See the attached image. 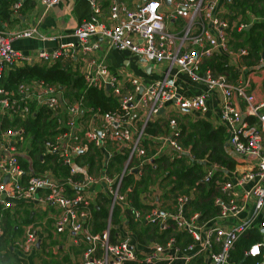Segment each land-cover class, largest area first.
Listing matches in <instances>:
<instances>
[{
  "label": "built area",
  "instance_id": "1",
  "mask_svg": "<svg viewBox=\"0 0 264 264\" xmlns=\"http://www.w3.org/2000/svg\"><path fill=\"white\" fill-rule=\"evenodd\" d=\"M25 1L13 0L10 18L20 16ZM36 1L48 8L60 0ZM86 1L90 13L78 22L73 40L51 52L41 50L31 57L12 48L15 38H48L35 27L0 30V79L11 66L58 60L73 67L87 87L102 89L116 99L118 108L102 112L91 107L85 95L64 96L62 88L42 79L21 83L14 90L0 84V210H11L24 202L37 206L54 204L59 209L52 221L54 230L73 233L74 242L86 244L77 264H123L137 260L134 234L128 228L121 232L112 230L110 216L115 205L130 209L134 219L155 224L160 231L172 228L190 238L181 251L172 237L163 244L154 242L143 256V264L158 260L171 264L176 259L192 264L198 257L205 258L208 264H232L228 260L234 241L251 227L258 228L262 236L246 254L259 258L256 264H264V99L256 100L249 79L241 81L242 72H254L261 66L246 69L241 61L247 50L232 49V25L221 9L227 0H109L106 8L99 0ZM110 49L129 52L137 58L140 73L111 66L107 60ZM214 59L223 60L240 75L239 80L233 82L227 72L209 67L208 62ZM146 66H150L149 74ZM190 83L203 88L182 92L181 88ZM213 96L215 126L224 128L225 148L240 160L233 168L206 157H195L190 146L181 141L178 117L196 120L205 116ZM239 102L244 105V112ZM41 109L45 111L46 134L41 152L32 155L34 138L26 126H3L2 122L37 118ZM161 116L166 118V130L149 132V124ZM247 117L254 120L250 122ZM89 146L102 157L98 174L77 162ZM112 147L118 152L112 151ZM44 155H56L68 174L57 175L53 171V158L44 170H39L33 162H44ZM113 155H122L123 161L118 171L111 172L108 162ZM163 156L170 161L202 164L203 178L211 180L216 191L215 214L207 218L190 212L192 191L178 194L173 205L167 200L169 203L163 208L146 201V210L132 207L128 197L132 184L124 187L126 176L134 173L138 179L146 166ZM99 193L109 199V219L102 232L93 233L91 207ZM38 235L34 225L29 224L24 239L16 244L22 252L31 254L37 248Z\"/></svg>",
  "mask_w": 264,
  "mask_h": 264
},
{
  "label": "trees",
  "instance_id": "2",
  "mask_svg": "<svg viewBox=\"0 0 264 264\" xmlns=\"http://www.w3.org/2000/svg\"><path fill=\"white\" fill-rule=\"evenodd\" d=\"M12 2L13 0H0V30L4 29V22L10 19V6ZM26 3H28V8L31 2L26 0L24 4ZM233 8L237 10L240 8L242 12L248 10V12L254 16L260 17L259 20L251 24L252 26L248 31L242 29L241 33L237 31L234 33L237 37L243 36V34L245 35L244 44L249 43L250 45L249 59L253 57L251 60H258L261 57V52L264 53V0H236L233 4ZM247 19L249 20V18ZM248 20L246 21L248 22ZM244 44L237 43L236 46H242ZM208 66L217 72H223L224 68L225 70L227 68L229 69L223 60L214 59L209 61ZM33 79H42L49 84L56 85L60 89L62 88L64 96L70 98H77L83 94L91 107L97 108L102 112L112 111L118 108L116 99L106 95L102 89L87 87L84 79L77 71L58 60L52 63L33 62L11 66L3 71L0 84L7 90H14L19 84ZM44 112V109H41L37 118H28L26 121L15 119L10 122L5 119L2 122L3 126L17 123H22L26 126L34 138V148L30 152L32 155L36 154V152H41L42 149L41 143L44 134H46L47 127L43 119L45 116ZM166 127L167 125L165 126V122L158 125L156 121L150 123L147 130L151 133H160L164 132ZM180 128L182 143L190 146V150L195 157H206L213 161L223 162L230 168L234 167V160L229 158L224 151L225 131L222 126H214L207 120L199 118L194 121L187 120L186 123L180 125ZM97 153L98 151L95 152L94 147L89 146L87 153L80 154L83 156L81 160L87 166L89 172L92 171L90 169L94 164ZM52 158L53 171L56 172L57 175L68 174V169L61 164L56 155H44L43 163H39V159H35L33 163L39 170H44L47 164H49V160ZM77 159H79V156ZM111 160L110 166L113 170L115 169L114 171H118L122 164L123 156L116 155L111 158ZM160 174H163V176L159 177ZM134 175V173H131L126 176L124 187L130 183L132 184L128 192V197L132 207L135 209L142 211L149 208V205H147L145 201H147L146 199L154 200L150 188L157 184L156 186L161 189V197H163L164 200H168L170 203L178 194L192 191L193 198L188 205L190 212H199L203 217L211 216L216 213V208L213 205V197L216 191L211 180L203 178L204 170L202 164L198 162L191 163V161L187 162L186 160L170 161L167 157L163 156L156 158L153 164L146 166L143 175L138 179H135ZM108 204V197L99 193L97 195L98 208H96V203L91 207L92 217L90 225L93 233L101 231L102 228L105 227ZM7 211L8 210H4L1 212L7 214ZM121 211L125 212L124 214L127 217V228L133 232L136 239L142 243L158 241L163 244L170 236H173L176 241H179L181 237H183L182 233L172 230V228L160 231L159 227L155 224H148L144 221L136 220L133 218L130 209L122 210L117 205H115L112 212V220L114 223L119 222ZM18 230V228L14 229V225L11 224L8 219L4 222L2 234H0V253L2 254L1 261L3 264H19L23 259L13 254L10 249L13 245L12 237H14ZM113 232H115V229H113ZM261 236V231L256 227H251L246 230L245 233L234 241L228 261L232 264H256L259 258L247 255L246 250L252 244L258 243L261 240ZM189 241L190 239L187 237L182 244L188 243ZM262 249L264 251V246ZM201 261L202 259L198 257L192 264H199Z\"/></svg>",
  "mask_w": 264,
  "mask_h": 264
},
{
  "label": "crops",
  "instance_id": "3",
  "mask_svg": "<svg viewBox=\"0 0 264 264\" xmlns=\"http://www.w3.org/2000/svg\"><path fill=\"white\" fill-rule=\"evenodd\" d=\"M31 5L27 8L28 3L23 5V8L21 10V14L17 18H10L8 21L4 22V29L5 31H13V30H22L28 27H35L37 32L42 35L45 38H39V37H23V38H15L11 42V46L14 50L18 51L22 55L35 57L38 52L41 50H46L47 52L53 51L56 47H58L61 44L70 42L73 40V32L78 24L82 19L87 18L90 13V8L86 0H60L56 5H53L51 7L46 8V6L36 0H29ZM99 2L103 5L104 8H106L109 4V0H99ZM236 2V0H227L222 3V14L223 16L228 20H237L230 21L232 22V26L230 28V44L232 49H240L244 48L247 50V54L245 56H242V63L246 66V69L251 67H257L261 66L259 70H254L249 72L248 70H245L241 74V81H245V79H249L250 81V91L255 96L256 100H262L264 99V53L261 52V57L258 60H251L249 59V43L244 44L245 35L237 37L235 36V32H240L244 29L245 31H248L251 28V24H253L255 21L259 20L260 17L254 16L248 10L245 12H242L240 8L238 10L236 8H233V4ZM229 9V10H227ZM249 18V20L247 19ZM264 18V17H263ZM248 20V22L246 21ZM243 23L246 24L244 28H240L239 24ZM259 30V29H258ZM237 43H242L244 45L242 46H236ZM107 60L109 64L113 67L121 68L126 67L130 73H135L138 75L140 73V66L141 64L138 63V59L133 57L129 52H120L115 49H110L107 53ZM250 60V61H249ZM228 67V66H227ZM230 69V70H229ZM225 70L223 69V72H227L229 74V78L236 82L239 80V74H237L235 71H232L229 67ZM189 87H183L181 88L182 92L189 93L191 91H199L203 88L201 84H188ZM214 97H212L211 102H209V111L208 113L201 117L202 119L207 120L212 125H216L214 122L216 116L214 111V104L216 101L214 100ZM239 107L241 108V111L244 112V105L239 102ZM163 117V116H161ZM182 118H187L186 116H180ZM164 118V119H163ZM159 120H157V124L161 125L163 122H165V117H163ZM247 119L251 122L254 120V118L247 117ZM187 120L194 121V118L189 117ZM187 122V121H186ZM185 122V123H186ZM226 137L224 136V140ZM112 151L113 147H112ZM224 151L228 155L229 158L234 160V166L238 161H240L235 155L229 153L224 145ZM88 151H85L83 153H87ZM95 152L97 150L95 149ZM118 151H115L117 153ZM80 153V154H83ZM85 155V154H84ZM116 155H113V157ZM110 157V158H113ZM83 156L79 155V159H77V162L80 165H85L82 160ZM39 163H43L40 160ZM112 160L108 162V169L109 171H112L113 168L110 166V163ZM223 163V162H222ZM227 163V162H226ZM102 167V157L99 155V153L96 154L94 164L91 166L94 174H98L100 172V169ZM115 170V169H114ZM157 185V184H156ZM153 185L150 188V191L152 193V196L154 197V200H147L146 202H150L151 204H154V207L158 206L160 208H163L164 205L167 206L169 202L167 200H164L163 197H161V192L159 193L158 197H156V194H158V186ZM96 208H98L97 201H96ZM92 209V208H91ZM0 210V228L2 230L4 222L8 219L11 224L14 225V229H19L13 239V245L10 247L13 254H16L18 257L23 258L22 261L19 264H77L82 259V254L85 250L86 244L85 242H74V234L70 233H58L54 230L52 226L53 218L57 217L59 214V209L54 204H48V205H42L37 206L32 203L24 202L17 204L13 209L8 210L7 214H3ZM25 213V216H24ZM125 212H120V220L118 223L113 222L112 214H111V225L112 230L115 229V231L121 232L123 229L127 228V217L124 214ZM25 217V221H19L20 217ZM210 216H207V218ZM109 219V204H108V214L105 221V227L107 226V222ZM36 224L35 229L38 232V242H37V248L33 250V252L29 256H24L23 254L20 256L18 252L24 253L20 250L19 245H17V242H20L19 240L24 237L26 231V227L29 224ZM102 228V230L105 229ZM101 231H97L95 233H100ZM182 233V232H180ZM2 234V233H1ZM133 234V232H132ZM73 237H72V236ZM183 237L179 241H176L177 245L180 248V251L183 249V247L187 244H182L185 239L188 237L187 235L183 234ZM173 238V236H170V238ZM189 238V237H188ZM190 239V238H189ZM154 242L158 241H149L146 243L140 242L138 239L136 240V237L133 238V243L137 247V260L136 261H127L123 264H143L142 259L144 254L149 251L150 245ZM43 244H47V247H49V250L47 252L45 251V247ZM47 249V248H46ZM178 253V255H181L182 252ZM2 254L0 253V264L2 263ZM202 259L201 263L199 264H208V261H206L205 258L200 257ZM38 261V262H37ZM167 260H158L155 261L153 264H167ZM182 259H176L171 262V264H183ZM195 261H193L194 263Z\"/></svg>",
  "mask_w": 264,
  "mask_h": 264
},
{
  "label": "rangeland",
  "instance_id": "4",
  "mask_svg": "<svg viewBox=\"0 0 264 264\" xmlns=\"http://www.w3.org/2000/svg\"><path fill=\"white\" fill-rule=\"evenodd\" d=\"M227 10H229V9H227ZM222 18H223V17H222ZM224 19H225V18H224ZM225 20H226V19H225ZM230 21H235V22H236L237 20L234 19V20H230ZM230 21H229V23H228L229 25L232 24V22H230ZM72 68H73V67H72ZM73 69H74V68H73ZM139 69H140V68H139ZM154 76H155V73L152 72V73H151V77H154ZM172 115L178 117V115H177L175 112H173ZM186 117L189 118V116H186ZM187 118L178 117L177 121H178L179 125L184 124V123L187 121ZM166 125H167V122L165 123V126H166ZM23 145L26 146V147L28 146V144H27L26 142H24ZM162 164H163V163H162ZM162 167H164V166H162ZM160 169H161V167H160ZM162 176H163V174H160V175H159V177H162ZM189 192H190V191H189ZM189 192H188V193H189ZM188 193H183V194H188ZM171 204L173 205V201H172V200H171ZM173 209H174V208H173ZM24 216H25V213H24ZM24 216H23V217H20V218H19V221H25L26 218H25ZM33 225H34V227H35L36 224L33 223ZM24 232H25V231H24ZM24 236H25V235H24ZM23 239H24V237L21 238L19 241H22ZM43 246L45 247V248H44V249H45L44 252H47V250H49V247H47V244H43ZM46 248H47V249H46ZM18 253H19L20 256H21L22 254H23L24 256H29V255H30V254L27 255V254H25V253H21V252H18ZM37 262H38V261H37Z\"/></svg>",
  "mask_w": 264,
  "mask_h": 264
},
{
  "label": "water",
  "instance_id": "5",
  "mask_svg": "<svg viewBox=\"0 0 264 264\" xmlns=\"http://www.w3.org/2000/svg\"><path fill=\"white\" fill-rule=\"evenodd\" d=\"M167 3L169 2V0H165ZM141 62H144V60H140ZM145 71H146V73L147 74H149V72H150V66H146V68H145Z\"/></svg>",
  "mask_w": 264,
  "mask_h": 264
}]
</instances>
